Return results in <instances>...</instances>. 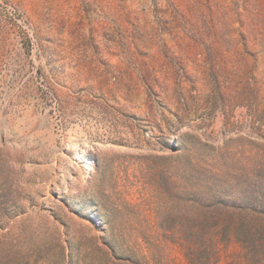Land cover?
<instances>
[{
  "label": "rangeland",
  "instance_id": "rangeland-1",
  "mask_svg": "<svg viewBox=\"0 0 264 264\" xmlns=\"http://www.w3.org/2000/svg\"><path fill=\"white\" fill-rule=\"evenodd\" d=\"M0 264H264V0H0Z\"/></svg>",
  "mask_w": 264,
  "mask_h": 264
},
{
  "label": "bare ground",
  "instance_id": "bare-ground-1",
  "mask_svg": "<svg viewBox=\"0 0 264 264\" xmlns=\"http://www.w3.org/2000/svg\"><path fill=\"white\" fill-rule=\"evenodd\" d=\"M101 145H103V144H101ZM81 156V152L79 151V148L78 147H76L75 148V158H79ZM92 162H93V160L92 159H89L88 160V162L85 164V168H86V170H90L91 168H92Z\"/></svg>",
  "mask_w": 264,
  "mask_h": 264
}]
</instances>
